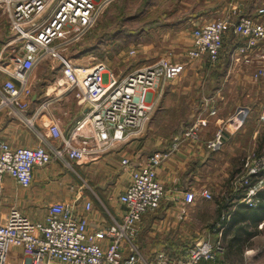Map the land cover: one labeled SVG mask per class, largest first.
Returning <instances> with one entry per match:
<instances>
[{
    "label": "built area",
    "instance_id": "1",
    "mask_svg": "<svg viewBox=\"0 0 264 264\" xmlns=\"http://www.w3.org/2000/svg\"><path fill=\"white\" fill-rule=\"evenodd\" d=\"M106 1L0 0L9 14L14 40L19 44L11 66L0 65L8 75L0 87V110L6 107L21 121L36 128L34 121L38 113L46 109L53 98L45 99L31 115L26 113L32 93L31 74L39 62L49 57L60 65L65 80L63 93H72L78 103L86 105L67 135L53 119L46 132L37 130L40 143L34 147H12L0 140V192L4 174L26 187L31 183L35 166L58 159L73 169L72 161L97 159L116 145L140 137L154 105L153 89L180 73L181 63L159 58L133 69L104 88L101 67L76 66L65 51L93 27L101 4ZM228 26L234 34L244 37V43L233 50L235 60L246 64L256 61L255 76L264 80V61L260 63L264 54L255 52L262 49L264 43V3L256 7L255 16L241 15L235 21L228 16L217 17L194 26L188 58L205 57L211 64L216 63ZM260 120L264 122V106ZM198 139L199 123L193 122L184 127L169 147L152 153L137 166L129 167L128 158H123L121 164L128 168V183L118 201L125 212L121 220L112 219L106 228L92 235L86 232V216L75 214L66 203H52L43 222H32L17 209H11L0 222V264H8L6 247L11 244L24 250L30 264H49L53 260L68 264H199L200 261L218 264L216 259L223 251L220 241L198 239L177 255L158 252L149 260L131 238L135 223L143 213L156 208L165 193V186L157 175L158 167L180 143ZM221 143L222 133L218 130L214 139L207 140L206 146L217 150ZM263 171L264 154L250 151L243 156L239 171L230 177L232 189L242 191L239 200L249 207L260 201L258 193L264 186ZM199 196L212 197L208 189L184 191V199L189 203ZM90 207V202H86L85 209L88 211ZM104 237L109 239L106 247L96 240Z\"/></svg>",
    "mask_w": 264,
    "mask_h": 264
},
{
    "label": "crops",
    "instance_id": "2",
    "mask_svg": "<svg viewBox=\"0 0 264 264\" xmlns=\"http://www.w3.org/2000/svg\"><path fill=\"white\" fill-rule=\"evenodd\" d=\"M244 1L235 0L234 4H227L223 0L221 3L210 0V5L214 7L204 4L203 7L207 6L204 12L192 11L187 19L192 24H204L225 16L235 21L241 15L249 16L239 13ZM263 3L264 0H251L249 6L253 5L255 10ZM193 27L187 31L186 57L202 62V71L206 75L203 84L209 86L213 93L204 99L202 109L192 115L195 117L191 123H199V139L183 141L158 167L157 175L165 186V193L159 205L143 213L135 223L131 238L149 260H153L158 252L177 255L194 241L207 238L221 242L223 251L216 259L218 264H264V186L258 193L259 203L249 207L239 200L242 191L233 190L230 185V177L239 171L247 150L264 154V122L260 120L264 106V81L254 78L256 61L246 64L235 60L234 48L244 43L239 41L237 35L228 51H224L223 36L216 63L211 64L205 57L189 59L187 51L192 45ZM18 47L10 29L9 14L0 5L1 66H11ZM33 72L30 81L32 93L28 98L26 113L31 115L38 110L45 99L52 97L53 100L38 113L34 121L36 128L21 121L6 107L0 110V140L12 147H34L39 144L37 130L46 132L53 119L67 135L85 110L86 105L80 103H76L74 111L70 109L68 99L71 93L60 91L49 94L55 86L43 82L37 86L32 80ZM7 77L0 68V87ZM167 86L162 84L160 92ZM160 96L154 98L152 91L154 105ZM231 103L234 104L232 111L225 115L218 114L219 109L225 110ZM59 111L67 116L62 117ZM184 127L175 126L167 137H155L148 131V134L116 145L97 159L72 161L73 169L58 159H52L46 165L33 168L31 183L26 187L9 174H4L0 192V222L13 208L32 222H43L52 203H66L75 214L86 216L88 235L106 228L112 219L121 220L125 212L118 196L128 183V168L121 165V160L128 158L129 167L137 166L152 153L169 147L181 135ZM217 130L222 133V143L217 150H212L205 145V141L213 138ZM261 176L264 178V171ZM202 189H208L212 197L199 196L194 202L185 201L184 191ZM86 202L91 205L88 211L85 209ZM96 240L103 247L109 243L105 237ZM5 258L8 264H30L24 250L13 244L7 245ZM49 264L68 263L53 260ZM199 264L207 263L200 261Z\"/></svg>",
    "mask_w": 264,
    "mask_h": 264
},
{
    "label": "rangeland",
    "instance_id": "3",
    "mask_svg": "<svg viewBox=\"0 0 264 264\" xmlns=\"http://www.w3.org/2000/svg\"><path fill=\"white\" fill-rule=\"evenodd\" d=\"M98 1L100 3L101 0ZM145 1L107 0L102 3L93 27L82 38L72 43L65 54L76 66L101 67L103 70L101 82L104 88L133 69L151 64L159 58L184 63L182 70L174 79L163 81L164 83L153 89L154 98H157L162 92L159 89L162 84L165 86L168 84L160 98L155 100L157 102L153 105L143 132V135L149 131V134L152 133L155 137H167L172 134L175 126L184 127L190 124L195 117L192 115L202 109L204 99L209 93H213L209 86L205 87L203 84L206 75L202 71V62L188 60L185 51L188 46V29L192 25H201L192 24L187 16L195 10L204 12L207 6L203 5H210V0H147L146 5ZM219 1L221 3L222 0ZM223 1L227 4L235 3V0ZM250 1H244V7L239 13L255 16L253 5L249 6ZM235 13L237 14L236 11ZM231 30V26H228L224 34V51H228L234 43L233 39L238 36ZM238 37L239 41H244V37ZM255 52L264 54V43L263 48L258 51L255 49ZM263 61L264 59L260 58V63ZM253 75L256 80L264 81L261 77H256L255 73ZM32 80L37 86L40 82L55 86L50 89L49 94L63 92L65 80L62 78L57 60L52 57L36 65ZM68 101L70 109L74 111L78 102L72 93ZM233 108L234 104L231 103L225 110L219 109L218 114L225 115ZM59 113L61 114L60 111ZM206 142L207 140L205 145ZM250 151L254 150L249 149L246 153Z\"/></svg>",
    "mask_w": 264,
    "mask_h": 264
},
{
    "label": "trees",
    "instance_id": "4",
    "mask_svg": "<svg viewBox=\"0 0 264 264\" xmlns=\"http://www.w3.org/2000/svg\"><path fill=\"white\" fill-rule=\"evenodd\" d=\"M145 5L147 4V0L145 1V3H144Z\"/></svg>",
    "mask_w": 264,
    "mask_h": 264
}]
</instances>
